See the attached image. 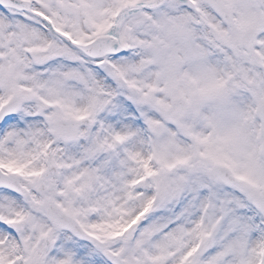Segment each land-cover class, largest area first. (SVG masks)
I'll use <instances>...</instances> for the list:
<instances>
[{
	"label": "snow or ice",
	"instance_id": "1",
	"mask_svg": "<svg viewBox=\"0 0 264 264\" xmlns=\"http://www.w3.org/2000/svg\"><path fill=\"white\" fill-rule=\"evenodd\" d=\"M0 264H264V0H0Z\"/></svg>",
	"mask_w": 264,
	"mask_h": 264
}]
</instances>
